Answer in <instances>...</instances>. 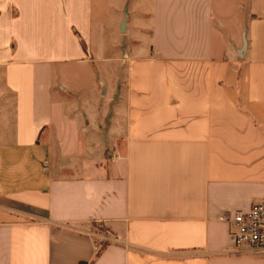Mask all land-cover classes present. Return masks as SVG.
<instances>
[{"label": "crops", "instance_id": "1", "mask_svg": "<svg viewBox=\"0 0 264 264\" xmlns=\"http://www.w3.org/2000/svg\"><path fill=\"white\" fill-rule=\"evenodd\" d=\"M240 3L0 0V264H264L217 219L264 196Z\"/></svg>", "mask_w": 264, "mask_h": 264}, {"label": "built area", "instance_id": "2", "mask_svg": "<svg viewBox=\"0 0 264 264\" xmlns=\"http://www.w3.org/2000/svg\"><path fill=\"white\" fill-rule=\"evenodd\" d=\"M217 219L227 225L234 252L264 256V196L246 210L225 212Z\"/></svg>", "mask_w": 264, "mask_h": 264}, {"label": "rangeland", "instance_id": "3", "mask_svg": "<svg viewBox=\"0 0 264 264\" xmlns=\"http://www.w3.org/2000/svg\"><path fill=\"white\" fill-rule=\"evenodd\" d=\"M248 1L249 0H241L240 9H242V11L245 10ZM91 227L96 232L102 233L103 225L101 226L100 224H93V225H91Z\"/></svg>", "mask_w": 264, "mask_h": 264}, {"label": "trees", "instance_id": "4", "mask_svg": "<svg viewBox=\"0 0 264 264\" xmlns=\"http://www.w3.org/2000/svg\"><path fill=\"white\" fill-rule=\"evenodd\" d=\"M103 247H104V243H100L99 247L97 248L96 254H95L96 256L101 252Z\"/></svg>", "mask_w": 264, "mask_h": 264}]
</instances>
